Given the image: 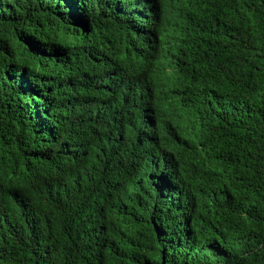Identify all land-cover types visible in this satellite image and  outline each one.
<instances>
[{"label": "trees", "instance_id": "16d2710c", "mask_svg": "<svg viewBox=\"0 0 264 264\" xmlns=\"http://www.w3.org/2000/svg\"><path fill=\"white\" fill-rule=\"evenodd\" d=\"M0 264H264V0H0Z\"/></svg>", "mask_w": 264, "mask_h": 264}]
</instances>
